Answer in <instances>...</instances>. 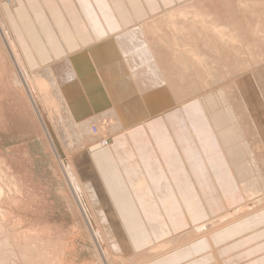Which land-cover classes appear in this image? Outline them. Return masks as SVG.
<instances>
[{
    "label": "rangeland",
    "instance_id": "obj_1",
    "mask_svg": "<svg viewBox=\"0 0 264 264\" xmlns=\"http://www.w3.org/2000/svg\"><path fill=\"white\" fill-rule=\"evenodd\" d=\"M10 1L11 0H0V8H2L3 15L5 16L6 21L8 23L11 36L16 42V46L18 50L17 53H20L25 69L29 72V74L33 75L34 73L40 71V68L31 69L28 65H26V62L24 59L25 57H23L24 55L22 56L24 50L22 49L21 41L18 38V35H19L18 31L15 25L13 24V22L10 20L9 13L7 12V9L13 10L15 8L14 6L11 5L12 2ZM14 1H16L17 3L18 0H14ZM178 10L163 11L160 13L161 15L158 13L160 16L159 19L158 17H156L155 18L156 20H155L152 17L151 19L154 20L152 21V23H151V19L148 20L150 18L149 17L147 19L149 22H146L147 24L143 23L147 25V27H145L144 25L146 29H144V27L141 25L138 27L139 32L141 30L142 33H144L143 37H145L146 39H148L147 37L150 35L157 34L158 36L159 33H161L159 35H166V37L168 36L171 37L172 35L173 39H176V36L178 38H180L181 36L182 37L186 36L187 29H185L184 26H186L187 25L186 22L188 23L189 21V19L187 18H191L190 20H194L195 22L196 19L194 18L197 15L196 13L192 12L194 15L192 16V13L189 12L187 16L186 14H183L182 12ZM207 10L208 12H212L211 8L210 9L208 8ZM207 10H205V12H207ZM176 11H178L179 13H177ZM166 12L167 14L170 13L168 17L166 15L167 19H165L166 17L164 16L165 17L164 18L162 15V13L166 14ZM173 15L174 16L176 15L175 16L176 19H174L175 17H173ZM180 15L182 16L180 17ZM183 15L187 17L185 18V16ZM162 17L164 20H161ZM171 17L173 18L174 21L172 20L173 22H166L168 20L171 21L170 20ZM182 18H183V22H182ZM198 18L196 20V23L197 21H199ZM246 19L249 20L250 17ZM158 20L163 23L159 24ZM156 22L159 25H157ZM189 22H192V21H189ZM148 23L152 25L151 27H153L154 29L151 28L150 25H148ZM165 23H169V25L170 26L172 25V26L170 27L169 25ZM172 23L176 24V26ZM165 25L167 26V28ZM162 26H163V30H162ZM174 26L177 27L178 29H175ZM172 27L175 29V32H173L174 29L173 30L171 29ZM183 29L185 32L181 31ZM148 30H151V31L155 30V33L156 32L157 33L154 34V31L151 32ZM164 30L166 31L167 34L165 33ZM169 31L171 32L170 34L168 33ZM183 32L185 35L182 34ZM142 33L140 34L143 35ZM145 33L147 36L145 35ZM188 35H190V33H188ZM3 36L5 40L7 41L6 35H3ZM3 36L0 31V215H1L0 216V242L4 241L2 242V244L0 243V248H1L0 249L1 250L0 251V264H144L148 261L158 259L159 257L166 254L170 250L183 247V245H186V244L189 245L191 240L199 236L205 237L216 229H221L226 226L232 225L234 223L239 224L240 221H242L243 219H248L252 216H256L264 212V191H262L264 190V187H263L264 184L262 183L259 184L260 180H259L258 170L251 167L252 166L251 159L250 157H248L249 153L246 150L245 145L242 143V139L241 141H239V139L241 138L240 136H238L239 133L238 132H236L237 134L233 133L235 131L233 130V128H231L232 124H229L231 122H228L227 120H226L227 121L226 124L227 125L229 124L231 128V129L229 128L228 130H230V132L232 131L233 133V137L230 138L228 141H232L233 146L231 145L232 146L231 149L238 152L239 154V158H240L239 165L242 166L241 171L245 173L248 170L246 173L250 175V177L248 178L251 180L254 177L252 182H249L248 178H244L246 179L244 183V180H242L240 177L231 176V175H234V173L232 171H229L228 172L229 178H227L228 179L227 181L234 182V180L238 178V180H236L235 187L237 186L240 187L243 184H248L249 186L254 187L256 183L255 187L258 188L257 189L258 192L250 200L244 201L243 198L242 199L240 198L241 202L239 204L242 206L239 205V209L237 213L234 214L233 216L230 212H228V211L232 212L233 210L231 209H228V210L222 209L219 212H212L211 209H208L207 211L205 210V212H202L203 210L201 208L203 205V201L198 197H196L195 199H190L192 201L188 203L186 202V204H184L179 196V194H181L182 191H184L183 189H185V191H187L190 195H191V192L197 193L198 190L196 189L194 183L191 182L187 178V175L185 174L186 169H185V166L183 165V162L179 159V157L177 158V155H176L178 152V149L176 147L177 145L175 144L173 140V137L171 135L172 131L170 132L169 126L165 118L166 115L167 116L173 115V113L171 112H175V111H179L183 109L185 105L186 106L193 105L199 102L203 103L202 101L205 102L207 99L211 97L210 98L212 99L210 100L212 101L211 103L210 101H207V103L205 102L206 104L203 103L206 106V107L204 106L205 108L202 105V108L204 109L202 111V116L204 113L205 116H203V118L207 117L208 111L212 110V107H211L212 103L216 102V100L215 102L213 101L214 99L212 97H215V96L211 95L212 92H214L217 88L225 89L223 87H226V86L234 87V85H237L240 80L242 81L244 78L253 79L252 76L254 75H255L254 81L255 82L259 81L256 78L257 77L256 74L257 73L259 74L260 72H262V70H264V63L251 68L248 66V63L250 62L246 63V60L250 59L251 57L250 55L246 54L245 51H242V53H245L244 56L246 59H244V56L242 57V55L237 54V52H235L234 49L233 50L228 49L226 53L230 52L229 54L224 53L221 55L222 51H219L220 53L217 52L215 54L214 53L209 54L213 58L210 56L207 57V61H208L207 63L204 62V60L202 61V58H200V61L202 62L200 63L202 65L201 64L197 65L198 66L197 68V66L193 67V65L190 62L192 60L194 61L195 57L193 59L192 58L193 56H192L190 57V60H189L188 56L185 57L184 55V58H183V55L181 56L179 54V56H181L182 58V59L180 58L181 65L177 64L174 66L173 63L174 64L176 63L173 61L171 65V69L177 68L178 66L184 67L183 66L184 63H181L182 60L184 61L189 60L187 63L188 65L186 64L187 66L185 65V67L187 68V71H189V75L191 76V78H193L194 80L191 81L190 80L191 78L187 79L188 81L185 78L182 80L181 78L183 77L180 78L179 75L176 77V79L172 75L173 78L171 79V77H168L171 75L166 73V72H169L168 67L170 66V64H167L168 65L167 67L163 65L164 70L162 71L164 74H166L167 77L162 75V76H159L160 77L159 78L156 74V77H157L156 80L158 79L157 81L161 83V84L159 83L157 84L159 85L160 89L163 88L166 90L169 87L167 90H169L170 93L176 98L180 96L181 97L180 101L176 103L174 102L171 105L167 106L168 109L166 108L164 110H160L158 115L148 118L146 122H144L143 121L144 119H143L139 123H137L135 126H133L132 128L119 130V132L116 131L113 134L109 133L110 127L112 124L117 123V121L109 117V119H105L103 121L102 123L103 125L100 126V129L96 127L94 128L92 127L90 129L92 131V134L90 135L92 136H90V135L85 134L86 132L85 127L84 126L81 127L82 125L81 122L84 123L83 119H85L84 117V115L86 114L85 108L87 109L88 106H95L94 108L95 111L93 115L98 118L97 120H100L99 118L102 117V111L106 110V107L104 106V104L100 103L101 99L97 98L95 99V101H91L90 98L92 99V97L88 96L87 98H85V100L81 101L83 104L81 102L79 103L76 102L77 104H75V101H74L71 103V105L68 104L67 106V108L69 109L68 111L70 112L71 116H69L68 112L67 113L65 112L66 113L65 115L63 111L61 113V110L59 109L61 105L58 104V101H56V99L52 98L51 100H48L49 97L50 98L52 97L50 94L51 88L49 87L50 88L49 90L47 85L44 84V87L46 86L45 88L46 89L48 88L46 90L47 93H45L44 95L43 91L45 90L44 89L40 90V87H39L40 83H42L40 81V78H38L39 76H36L37 78L36 79L35 76L32 77V75L25 73V76L27 75L26 77L24 76L26 79V82L29 81V83L28 82L27 83L33 91L32 96H30L31 94L29 93L27 86L24 85L25 83H23V78L19 74L20 71H18L17 69L18 67L13 62L12 57L10 56V53L7 49V45L5 43ZM202 38L200 36L197 37L196 38V40L198 39L197 42L200 43ZM158 39L160 40V38ZM157 40H155L153 46L156 45L157 46L156 49L158 50L155 49V46H154V49L151 47L152 50L156 52L155 53L153 51L155 57L158 58L159 57L158 54L162 52L163 56L164 57L166 56L165 58L163 57L164 61L165 59L169 61V57L172 58L174 56V55L173 56L171 55L172 52L181 53V51L180 50L177 51V49L174 51L173 50L174 48H172V50L169 49L166 51L159 50L158 43L159 45H161V43L163 42V38L161 40L162 42L158 40V43H156ZM196 40L194 41L195 43H197ZM17 41L19 42L20 46L18 45ZM244 43L245 42L241 44H244ZM251 49L257 50L256 46ZM168 52L170 53L171 56L169 55ZM86 53L88 54V51H86ZM166 54H168L169 56ZM235 54L237 55L235 56ZM223 55L226 56V61H227V57L231 55L228 58L230 60V61L228 60L230 64L228 62H225V63L221 62L222 60L225 61V58L222 57ZM185 58H187V60ZM210 60H213V61H210ZM61 64H58V65H61ZM203 64L205 67L203 66ZM223 65H225L226 68L223 69V67H225ZM199 66L201 67L199 68ZM229 67H231V70L233 67L232 72L235 71V69L237 70V69H242V68L245 69L246 67L248 68H246V70L242 69L243 71L240 70V73L238 72L239 74L236 73L232 77H230L228 76ZM42 68H45V67H42ZM192 68H196V70L195 69L192 70ZM197 69H200V70L202 69L201 71L199 70L201 74L198 72ZM210 69L212 70V73ZM225 69H228V70H225ZM217 70H219L218 73H217ZM209 73L210 75H208ZM211 74H218L223 82L221 81L218 85H215L211 88L210 87L200 88V86H198L199 87L198 89L197 83L213 81L210 79L212 77ZM207 75L209 77H207ZM225 75L227 76V78L229 77L230 78L227 79ZM195 76H198L199 78ZM202 77H204V79ZM197 79L199 82L196 81ZM162 80H164L165 82ZM156 82H154V84ZM240 83L241 82H239V84ZM237 86L235 87L237 88ZM203 88L205 89L203 90ZM243 88H244V93L242 92V95H240L238 91V93L236 92V97L234 96L229 97L230 99H232L231 102L233 101V103H231L230 100H227L228 102L225 100V99H229L228 97L226 98V96H229L230 93L226 92L229 95H226V93L222 94V92H224L223 90L220 95L221 96L220 100L222 99L221 101L223 102L221 103L219 100L220 104H217L219 102L215 103L216 104L215 109L213 108L214 113L217 112L218 107L220 110H222V113H223L224 109L222 108H225V105L228 106L229 102H230L231 107H228L229 109L227 107L225 108L226 110L228 109L227 112L230 110V108H234L235 106L236 107L240 106V109H242L243 111L245 110L244 112L248 113V117L246 119L247 120L249 119L250 122H248L247 120L246 121L248 122V124L250 123L249 125L251 126V130L253 131L252 142H254L253 144L254 146H256V149H257L255 152L256 158H259V156L261 155L262 163H264V153H263L264 152V148H263L264 147L263 146L264 144V131H263L264 130V104H263L264 103V84H259V85L254 86L252 88V91H253L252 94L247 93L246 91L247 88L245 87ZM196 89L198 90V92ZM192 90L193 92L195 91L194 94L192 93ZM199 90L200 92L201 91L202 92L200 93ZM186 93L187 94L190 93V94L187 95ZM165 94L168 95L169 92H166ZM222 95L223 96L225 95L224 96L225 98ZM251 95L254 99V105L252 106L253 109L247 99L249 96L251 97ZM32 97H34L33 98L34 100L32 99ZM199 98H201V100ZM205 98L207 99L204 100ZM216 98L219 99L218 97H215V99ZM224 100L227 102V104L226 102L224 103ZM245 100H247V103H245ZM34 102L36 104H34ZM79 104H81L82 107L76 112L75 108H79ZM208 104L210 107L208 106ZM217 105H220V106H217ZM232 105H234V107ZM49 107L50 109L54 108L55 112L53 113L52 109L50 111ZM226 110H225V113H226ZM252 110H258L256 111L257 114L252 116L251 114ZM210 111H209V114L213 116V110L211 111L212 114L210 113ZM222 113L221 112L219 113L220 116L221 115L223 116V114H225V113L223 114ZM246 113H244V118L246 117ZM210 115L208 116L209 118L207 117L208 120H210V118L214 119L218 117L220 118L219 119L220 122L217 119V122L219 123V125L221 123L223 124V122L225 123V118H226L225 116L222 118L218 114H216L218 115L217 117H212ZM55 116L57 117L55 118ZM59 116H60V119H59ZM64 117L65 118L69 117V118L65 119ZM86 117H89V114L88 116L86 115ZM62 118H64V120H62ZM213 119H211V121ZM221 119L223 122L221 121ZM44 122H45V125H44ZM76 122H78L77 123L78 126H76ZM46 125L48 129L45 128ZM46 129L50 133H48V131L46 132ZM75 130L79 131V133ZM128 130L130 131L137 130L138 134L142 133L143 134L142 136H144V141L146 140V143H149L150 147L147 148L146 146L143 149L144 151L142 149L135 148L133 146V143L134 144H137V143L134 142V139L129 138V136L127 135V133L129 132ZM64 132H65V136H63ZM83 134L85 137L83 136ZM52 137H53V140L55 141L56 139L57 140L59 139L58 141H56V145L58 149H62L60 152L62 154L60 153L58 154V151L56 150V148L53 147V145L55 146V144H52L51 142ZM62 138H67V140L71 141L72 143L70 144L72 146H74L73 144H75L74 140L77 143L81 142L83 144L84 150L83 151L80 150L72 154L69 153L71 151L66 150V147H64L65 145L62 142V140L64 141V139ZM82 139L84 140L85 143L83 142ZM138 142L140 143V140ZM236 145H239V146H236ZM127 147L130 150L131 157L129 158L126 157V159L119 160V157L117 156V154H119L121 150L127 149ZM221 151L223 150L221 149ZM87 154H89V156L92 157L91 158L92 163L89 162L87 158ZM74 155H75V159L72 160L73 158L72 156ZM174 155H175V159H173L172 164L170 166L169 165L166 166L167 167L166 168L164 165V163L166 162L165 160L172 159ZM240 155L242 156L240 157ZM58 156L61 158L59 159ZM64 158L69 161L68 164L66 165H68L69 172L71 176L73 177L74 182L77 184L76 186L79 189H81V193L79 194L80 198H82L81 200L84 202L86 211L89 214L88 220L91 219L90 221L93 223L94 225L93 228L95 230H93V228H90L86 220V217L84 215V212L83 210H81L82 209L81 205L79 204V202H77L78 200L75 197L73 190H71V186H69L68 184L69 181L66 178L67 176L64 173L62 165H60L61 164L60 161H63ZM247 158L249 159V162ZM103 159L104 161L109 159L110 163L112 164V167L108 168L106 165H104ZM109 160H107V164H109ZM132 162L136 163L135 164V166H137L136 169H139V171H141L145 175L146 177L145 179L148 182L147 184H149V186L153 188L152 194L156 195V196H153L155 198L154 208H151V211L149 212L148 210L149 204L142 201L139 197H136V195H134L133 192L130 191L131 194L127 195V198H126L127 201L121 202V200H118L121 197L120 198L113 197L115 200L110 199V204L112 205V210H113L111 214L112 215L111 218L113 219L112 222L110 221V223L108 224L104 221L99 220L97 212H96L98 209H96L94 205L95 202L89 199L91 193H89V197L87 196L88 192L90 191L92 192V187H93L92 179L87 178V173L89 169L92 168V166H94V168L97 169L96 171L98 172V174L100 176H103L104 174L112 171L114 168H118L117 175H119L120 171H122L121 169H123V167L125 170L128 169L127 167H129V164H131ZM124 164L127 166H124ZM173 165L175 166L174 168H173ZM154 167H156L157 171L154 170ZM244 168L246 169V171ZM119 176H121L122 178L124 177L123 174ZM180 180H183L186 182L185 183L186 187L184 186L183 189H181L179 186V184L181 185ZM189 181H190V184H189ZM190 195H187V196H190ZM150 197L152 196L150 195ZM123 204H124L123 209H125V211L122 209V207H121L122 210L120 211L117 210L118 206H121ZM245 204L246 206H244ZM131 206L134 207V208L132 207L133 210L131 209ZM168 206L172 208V210H170L171 214H168V213L166 214V212L168 211H165V210L167 209ZM244 208L245 210H243ZM187 213H189L188 215L191 216V218L188 219L189 221L192 220V216L195 217L193 218L194 220H197L198 217H201V218L205 217L208 220L202 218L201 219L202 222L200 223L192 224L191 222V224H188L182 227H178V226L174 227V221H173L174 216L173 215L177 214L184 218L185 216H187ZM226 213L230 214L229 216L230 219L217 223L213 225L212 228H207L208 231L206 233L198 232V231H196L195 233H192L194 230H196V228L202 227L204 223H208L209 221H212V219L214 220L216 218H219V216L223 217L227 215ZM137 215L142 220L141 225H140L141 227L139 229H136L132 223V220H134V217ZM106 217L107 218L105 219H109V216H106ZM160 218H163L164 220L162 219L160 220ZM116 225L117 227L122 228V234L119 233L118 235L119 237L117 238L114 237V235L117 233ZM169 227L170 228L174 227L173 228L174 230L170 229ZM108 228H110V231L111 229L114 228L115 231L112 230V232H108L107 231ZM92 233H94L95 235ZM180 236H182L181 239L173 240L175 237L179 238ZM110 237L112 239H110ZM5 241L7 242L5 243ZM166 243L167 244L169 243V245H167ZM161 246L162 247L164 246V248L159 249ZM156 247H159L158 248L160 250L159 252H157L156 254L148 253L151 248L154 249ZM2 248H3V252L8 250L7 252H4L6 254L2 252Z\"/></svg>",
    "mask_w": 264,
    "mask_h": 264
},
{
    "label": "bare ground",
    "instance_id": "obj_2",
    "mask_svg": "<svg viewBox=\"0 0 264 264\" xmlns=\"http://www.w3.org/2000/svg\"><path fill=\"white\" fill-rule=\"evenodd\" d=\"M10 2H12L11 3L12 6L16 5V1L11 0ZM219 2H221V3H219ZM206 8L207 9L211 8L212 12H208V10ZM202 9H204V10H202ZM174 10H178V11L182 12L183 14H186L187 16H188L189 12H191V13L194 12L199 17V18L197 16H195V18L193 17L196 20L198 18L199 21H197V23H196V20L194 22V20H190L191 18H187V19H189V21H192V22L188 21V23L186 22V24H187L186 26L183 25L184 28L187 29V32H186L187 35H188V33H190V35H188V36L186 35L187 37L186 36L182 37L180 35L181 37L178 38L176 36V39L178 38L176 40V39H173L172 35H171V37L168 36L169 37L168 38V37H166V35H159V34H161V33H159L157 36V34H156L157 32L155 33V30H153V31H154V34H156V35H150L147 37L148 39L143 37L144 33H142L141 30L139 32L138 27L141 25L144 27V25L147 24L146 22H149L148 20H150L152 17H153V19H155L156 17H158V19H159V17H160L159 16L160 13H159V14H156V15L150 17L145 22H142L140 24H135L130 29L123 30V31L121 30V32L119 34L115 35L114 37H108L106 40H104L100 43H96V45H94L89 50H85L82 52L80 51V53L77 52L78 54L73 55V56H69V57H65L66 59L58 61L54 64L52 63V65L47 66V67L45 66V68L40 67V71L34 73L33 75L29 74V72L25 69L23 60L20 56V53H17L18 50H17L16 42L13 39V37L11 36L10 29H9L8 23L6 21V18L3 15L2 8H0V31L2 33V36L6 35V37H7V41H6L4 36H3L5 43L7 45V49L10 53V56L12 57L13 62L18 67V68L17 67L16 68L18 69V71H20L19 74L23 78V83H25L24 85L27 86L29 93L31 94L30 96H32L33 91L31 89V87H29V85H28L29 81H27L28 83L26 82L25 77L27 75L25 76V73L32 75V77L35 76V78H36V76H39L38 78H40V81L42 82V83H40V86H39L40 90L44 89L45 91H43V92L45 95V93H47L46 90L50 87L51 90H50V88H49V90L51 91L50 94L52 97L50 98L48 96L49 97L48 100H51L52 98L56 99V101H58V104L61 105L59 108L61 110V113H62V111L64 113L68 112L69 116H71V115H70V112L68 111L69 109L67 108L68 104L71 105V103L74 101H75V104H77V103L81 102L82 100H85V98H87L88 96L92 97V99L90 98L91 101H95V99L99 98V99H101L100 103H103L104 106L106 107V110L102 111V117L99 118L100 120H97L98 118L93 115V113L95 111L94 110L95 106H88L87 107L88 110L85 108V111H86V114L84 115L85 119H83L84 123L81 122V124H82L81 127L84 126L86 129L85 134L90 135V134H92V131L90 130L92 127L93 128L96 127L98 129H100V126L103 125L102 124L103 121L105 119H109V117H110V118L114 119L115 121H117V123L112 124L110 127L109 133L113 134L116 131L119 132V130L130 129L143 119H144L143 121L146 122L148 118L158 115L160 110H164L167 108V106L171 105L172 103H174V102L176 103V102L181 100L180 96H178L176 98L175 96H173L170 93L169 90H167L169 87L165 90L163 88L160 89L159 85H157L158 83L159 84H161V83L157 81L158 79L156 80V78H157L156 74L158 77L162 76V75L167 77L166 74H164L162 71V70H164V66H166V67L168 66L167 64H170V66H169L170 68L168 67V71L170 73L169 72H166V73L171 75L168 77H171V79H172L174 76V78L176 79V77L179 75L180 78L183 77V78H181L182 80L184 78L187 80V79H190L191 76L189 75V71H187V68L185 67V65L188 63V61L190 60V57H192V56H193L192 57L193 59L195 57V60L193 61L191 59L192 61H190V62L194 67V66H197V65L202 63L200 61V58H202V61L204 60V62L207 63L208 62L207 57H209V56L212 57L209 54H212V53L215 54L219 51H222L221 55L224 53L229 54L230 52L226 53L227 50L228 49H230V50L234 49V51L237 52V54L242 55V57L245 54V53H242V51H245L246 54L251 56L250 59L246 60V63L250 62V63H248V66L251 68L264 63V0H189L188 2H186L184 4H180V5L174 7L173 9H171L169 11H174ZM205 10H207V12H205ZM178 11H176V12L179 13ZM169 14H167V12H166V14L162 13L163 17L164 16L166 17V15L168 17ZM175 16L173 15V17H175ZM181 16L182 15H180V17ZM183 16H185V15H183ZM187 16H185V18ZM192 16H194L193 13H192ZM163 17L161 20H164ZM167 17L165 19H167ZM248 17H250L249 20L246 19ZM183 18H182V22H183ZM174 19H176V17ZM170 20L171 21H169V20L168 21L165 20V21L166 22H173L174 21L172 17L170 18ZM152 21H154V20L151 19V23H152ZM143 23H145V24H143ZM160 23H163V22L159 21V24ZM156 24H157V22H156ZM159 24H157V25H159ZM165 24L169 25V23H165ZM172 24H174V23H172ZM148 25H150V24L148 23ZM174 25L176 26V24H174ZM151 26L152 25H150V27ZM153 26H155V25H153ZM145 27H147V25H145ZM145 27H144V29H146ZM150 27H148V28H150ZM151 28H153V27H151ZM166 28H167V26H166ZM179 28H180V26H179ZM171 29L173 30L174 28L172 27ZM175 29H178V28L175 27ZM175 29L173 32H175ZM162 30H163V26H162ZM148 31H151V30H148ZM153 31H151V32H153ZM181 31H184V29ZM173 32H172V34H173ZM177 32H178V30H177ZM184 32L182 34H184ZM140 33H142L143 35H141ZM165 33H166V31H165ZM168 33L170 34L171 32L169 31ZM147 34H149V33H147ZM145 35H146V33H145ZM174 35H175V33H174ZM196 35H198V36H196ZM199 36L201 38L203 37L202 38L203 41L201 40L200 43L197 42L198 39L196 40V38ZM158 38H160V40ZM162 38H163V42L161 41ZM157 39L160 42H162L161 45H159ZM155 40H157L156 43H158L159 50H165L166 51L169 49L172 50V48H174L173 49L174 51L177 49V51L180 50L181 53H179V52L173 53L172 52L171 55L172 56L174 55V56L172 58L169 57V61H167V59H165V61H164V58L166 56L164 57L163 53L161 51H159L161 53L158 52L159 57L157 58L154 56V53H153L154 50H152V48L154 49V46H155V49L157 48L156 45L153 46ZM195 40L197 43L194 42ZM207 41H209V42H207ZM243 42H245V43L241 44ZM17 43L20 46L18 41H17ZM247 44H249V45H247ZM254 45L256 46L257 50L251 49V48L255 47ZM210 46H211V48H210ZM209 49H211V50H209ZM156 50H158V49H156ZM86 51H88V54L86 53ZM164 54H165V52H164ZM179 54L181 56L183 55V58H184V55H185V57L188 56L189 60H187V58H185L187 61L182 60L181 63H184V65L182 64L184 67L178 66L177 68L171 69V65H172L173 61L176 63V64L173 63L174 66L177 64L181 65L180 60L182 58H181V56H179ZM237 54H235V56ZM23 55H24V52H23L22 56ZM166 55H168V54H166ZM169 55H170V53H169ZM222 57L225 58V61L222 60L221 62H224V63L228 62L230 64V62H229L230 60L228 59L229 57H227V61H226L225 55H223ZM234 58H236V57H234ZM244 59H246L245 56H244ZM242 60H243V58H242ZM210 61H213V60H210ZM58 64H61V65H58ZM192 65H190V66H192ZM203 66H204V64H203ZM223 66H225V65H223ZM245 66H243V67H245ZM162 67H163V69H162ZM200 67L201 66H199V68ZM216 67H218V66H216ZM197 68H198V66H197ZM224 68H226V66L223 67V69ZM246 68H248V67H246ZM246 68L245 69L242 68V69L246 70ZM193 69L196 70V68H192V70ZM216 69H218V68H216ZM228 69H229L228 76H230V77H232L234 74H236L238 72L240 73V70H242V69H237V70L235 69V71L232 72L233 67H232V70H231V67H229ZM228 69H225V70H228ZM197 70L199 72L200 69H197ZM210 71L212 73L211 69H210ZM218 72H219V70H217V73ZM199 73L201 74V72H199ZM196 74H197V72H196ZM257 74H256V76H257L256 78L259 80L257 82L254 81V78H255V75H254V76H252L253 79L252 78L251 79L250 78L249 79L244 78L245 80L244 79L242 81L240 80L239 82H241V83L239 84V82H238V84H239V85L237 84L238 86L234 85V87L237 86V88L235 87V89L233 86L232 87L231 86L230 87H228V86L223 87L225 89H218L217 88L214 92L211 93V95L218 97L219 99H217V98L215 99V97H212L214 99L213 101L215 102V100H216L215 103L219 102L220 97H221L220 95H221V92L223 90H224V92H222V94H224L226 92L230 93V95L226 93V95H229V96H226V98L227 97L229 98L230 96L236 97V92L238 93V91H239V94L242 95V92L244 93L243 87L247 88V90H246L247 93L252 94L253 93L252 88L254 86L259 85V84H264V70H262V72H260L258 75ZM208 75H210V73ZM208 75H207V77H209ZM198 76H199V74H198ZM198 76H195V77H198ZM211 76L212 77L210 79L213 80L212 82L197 83V88L199 89L198 86H200V88H202V87H206V88L210 87L211 88L215 85H218L222 81V79L219 77L218 74H211ZM202 78L204 79V77H202ZM226 78H227V76H226ZM229 78H227V79H229ZM207 79H209V78H207ZM38 80H36V81H38ZM190 80L192 81L194 79L191 78ZM162 81H164V80H162ZM196 81H198V79ZM154 82H156V83L154 84ZM34 83H36V82H34ZM44 84L47 85V87H48L47 89L45 88L46 86L44 87ZM204 89L205 88H203V90ZM225 90H227V91H225ZM241 90H243V91H241ZM155 91H156V93H155ZM166 92H169V94L166 95L165 94ZM194 92L192 90L193 94H194ZM197 92H198V90H197ZM199 92H200V90H199ZM190 93H188V94H190ZM176 96H177V94H176ZM191 96H192V94H191ZM202 97H204V96H202ZM33 98L34 97H32V99ZM44 98H46V97H44ZM210 98L209 99L205 98L204 100L207 99L205 102L207 103V101L212 100ZM199 99L201 100V98H199ZM247 99H248V102L250 103V105L252 107L254 105V99H253L252 95H251V97L249 96ZM202 100H203V98H202ZM221 100H220V102L222 103L223 101H221ZM225 100L226 101L230 100V102H231L232 99L229 98V99H225ZM225 100H224V103L226 102ZM202 102L204 104H206L204 101H202ZM211 102L212 101H210V103ZM220 102L217 104H220ZM227 102H226V104H227ZM230 102H229L228 106L225 105V108L231 107ZM234 102H236V101H234ZM203 103L199 102V103H196L193 105H188V106L185 105V107L183 109H181L179 111L171 112V113H173V115H168V116L166 115V117H165L167 124L169 126V129H170V132L172 131L171 135L173 137V140H174L175 144L177 145L176 146L178 149V152L176 154L177 158L179 157V159L183 162V165L185 166V169H186L185 174L187 175V178L191 182L194 183L196 189L198 190L197 193L191 192V195H190L187 191H185V189H183L186 182L183 180H180L181 185L179 184V186L184 191H182V193L179 194V196H180V198L184 204H186V202L188 203V202L192 201L190 199H195L196 197L200 198L203 201V205L201 208L203 210L202 212H205V210L207 211L208 209H211L212 212H219L222 209H225V210L231 209L233 211L232 212L228 211V212H230L233 216L234 214L237 213V211L239 209V205H240L239 203L241 202L240 198L241 199L243 198L244 201L250 200L258 192V190H257L258 188L255 187L256 186L255 182H253V183H255V185L254 184L253 185L256 189L253 186L252 187L249 186L248 184H243L240 187L237 186L238 188L235 187L236 180H238V178L235 179L234 182L227 181L228 180L227 178H229L228 177L229 171H232L234 173V175H231V176L240 177L242 180H244V183L246 180L244 178L250 177V175H248L246 173L248 170L246 171L245 168H247V167L244 168L246 171L245 172L246 174L243 171H241L242 166L239 165L240 158H239L238 152L231 149L233 144H232V141H228V140L233 137V133H235V134H237L236 132L239 133L238 136L241 137L239 139V141H241V139H242V143L245 145L246 150L249 153V156L248 155L247 156L250 157V159H251V165H252L251 167L258 170L259 180H260L259 184L260 183L264 184V163H262L261 155L259 156V158H256L255 152L257 149H256V146H254V144H253L254 142H252L253 131L251 130V126L249 125L250 123L248 124V122H250V120L246 119L248 117V113L244 112L245 110L243 111L242 109H240V106H238L236 104L238 107H236V106L234 107V105H232L234 108H230L231 111L229 110L228 112H227V110L229 108L226 110L225 108L221 107L222 109H224L223 113H225V110H226V113L223 114L222 110H220L218 107L217 112H219V110H220V112L223 114V116L222 115L220 116V114H219L220 112L217 113L215 111L216 113H214V109H215L216 104L212 103V105H211L209 103L212 107V110H213V116L209 114L210 110L208 111V114H207L208 116L210 115L212 117H217L219 115L222 118L224 116L226 117L225 123L221 119L223 124L221 123L219 125V123L217 122V119L220 122V120H219L220 118H218V117L214 118L216 120H214L213 118H210V120H208V118H209L208 116H207L208 118L205 117L207 119L203 118V116H205L204 113L202 116V111L204 110L202 108V105H203V107L205 106ZM231 103H233V101ZM245 103H247V100H245ZM34 104H36V103L34 102ZM209 104H208V106H209ZM213 104H214V106H213ZM217 106H220V105H217ZM81 107H82V105L79 104V108H75V111L77 112L79 109H81ZM49 109H50V107H49ZM51 109H50V111H51ZM252 109H253V107H252ZM52 110H53L52 112L54 113L55 109L53 108ZM60 110H59V112H60ZM211 111H210V113H211ZM256 111H258V110H252L251 111L252 116L257 114ZM66 113H65V115H66ZM227 113H228V115H227ZM244 113H246L245 118H244ZM88 114H89V117H86V115L88 116ZM216 114H218V115H216ZM58 115H59V113H58ZM62 115H64V114H62ZM56 117L57 116H55V118ZM64 118H62V120H64ZM68 118H65V119H68ZM81 118H83V117H81ZM81 118H80V120H81ZM59 119H60V116H59ZM211 119H213L212 121L214 123L211 121ZM226 120L228 122H231L229 124H232L231 128H233V130L235 132L232 133V131L230 132V130H228L230 128V126H229V124L228 125L226 124V122H227ZM77 123L78 122H76V126H78ZM66 124H68V123H66ZM44 125H45V122H44ZM220 126H222V127H220ZM70 127H71V125H70ZM73 127H74V125H73ZM45 128L48 129L47 125ZM253 128H254V126H253ZM47 129H46V132L48 131ZM76 129H78V128H76ZM226 130H228V131H226ZM59 131H61V130H59ZM75 131H77V130H75ZM128 131L129 132L127 133V135L129 136V138L134 139V142L137 143V144L133 143V146L135 148L143 150L146 146H147V148L150 147L149 146L150 144L146 143V140L144 141V136H142L143 135L142 133L138 134L137 130H132V131L128 130ZM77 132L79 133V131H77ZM48 133H50V132L48 131ZM78 133H77V135H78ZM101 135H102V133H101ZM63 136H65V132L63 133ZM83 136H84V134H83ZM90 136H92V135H90ZM53 137H52V140H53ZM255 137H256V135H255ZM62 139H64V141L62 140V142L64 143V145H65L64 147H66V150L71 151L69 153L72 154V153H75L77 151H80V150L83 151L84 150L83 144L81 142L80 143L82 145L80 143H77L74 140L75 144H73L74 146H72L70 144L72 142L67 140V138H62ZM145 139H147V138H145ZM52 140H51L52 144H55V146L53 145V147L56 148V150L58 151V154H59L62 150V149H58V147L56 145V141H58L59 139L58 140L56 139V141L55 140L52 141ZM139 140H140V143L138 142ZM83 142H84V140H83ZM236 146H239V145H236ZM263 146H264V144H263ZM60 148H61V146H60ZM221 149L223 151H221ZM57 151H55V152H57ZM60 154H62V153H60ZM162 155H163V153H162ZM117 156L119 157V160L126 159V157H128V158L131 157L129 148L127 147V149L121 150L119 152V154H117ZM241 156L242 155H240V157ZM72 157H73L72 160L75 159V155ZM60 158L61 157H59V159ZM87 158H88L89 162L92 163V159H91L92 157H90L89 154H87ZM132 158H133V156H132ZM173 159H175V155L173 156L172 159L165 160L166 161L164 163L165 167L168 165L170 166L172 164ZM107 160H109V159H107ZM107 160L104 161V159H103L104 165H106L108 168L112 167L110 160H109V164H107ZM60 162H61L60 165H62L64 173L67 176L66 178L69 181L68 184H69V186H71V190H73V193L75 194V197L78 200L77 202H79V204L81 205V208H82L81 210H83L84 215L86 217V220H87L90 228H93L94 225L90 221L91 219L88 220L89 214L86 211L85 204L81 200L82 198H80V195H79L81 193V189H79L76 186L77 184L74 182L73 177L71 176V174L69 172L68 165H66V164H68L69 161L64 158V160L60 161ZM248 162H249V159H248ZM135 164L136 163L132 162L131 164H129V167H127L128 169L125 170L124 167H123V169H121L122 171H120L119 175L123 174V176L125 177V178L123 177L124 179L121 176L117 175L118 174V168H114L112 171H110L108 173L105 172L106 174H104L103 176H100L98 174V172L96 171L97 169L94 168V166H92V168L89 169V171L87 173V178L92 179L93 187H92V192L89 190L90 192L87 193V191H86V193L88 194L87 195L88 197H89V193H91L89 199H91L93 202H95V204L94 203L93 204L95 205V208L98 209L96 212H97L99 220L104 221L108 224L110 223V221L112 222L113 219L111 218V216H112L111 214H112L113 210H112V205L110 204V199H114L113 197H119V198L121 197L118 200H121V202L127 201L126 198H127V195L131 194L130 191H132L133 194L136 195V197H139L142 201L149 204V209H148L149 212L151 211V208H154L155 198L153 196H156V195L152 194L153 188L150 187L149 184H147L148 182L145 179L146 178L145 175L141 171H139V169H136L137 166H135ZM124 166H127V165L124 164ZM174 167L175 166L173 165V168ZM168 169H170V168H168ZM154 170L157 171L156 167H154ZM82 172H83V170H82ZM178 174H179V172H178ZM255 177H256V175H255ZM253 178H252V180L248 178L249 182H252ZM190 181H189V184H190ZM85 187H87V186H85ZM263 187H264V185H263ZM262 191H264V190H262ZM150 195L152 197H150ZM187 195H190V196H187ZM123 206H124V204L121 206H118L117 210H119V211L122 210ZM240 206H242V205H240ZM244 206H246V204ZM121 207H122V209H121ZM132 207L133 206H131V209H132ZM155 209H156V207H155ZM123 210L125 211V209H123ZM170 210H172V208L170 206H168L167 209L165 210V211H168V212H166V214L167 213L171 214ZM214 210H216V211H214ZM243 210H245V208ZM188 214L189 213H187V216H185L184 218L177 215V214H174L173 215L174 216L173 217L174 218L173 219L174 227H177V226L182 227V226L188 225L189 224L188 219L191 218V216ZM226 214L227 215H225L223 217L219 216V218H216L214 220L212 219V221H209L208 223H204L202 225V227L196 228V230H194L192 233H195L196 231L206 233L208 231L207 228H212L213 225L220 223V222H223L227 219H230V217H229L230 214L229 213H226ZM106 216H109V219H105V218H107ZM161 219L164 220L163 218H160V220ZM141 222H142V220L139 218L138 215L134 217V220H132L133 226L136 229H139L141 227L140 226ZM116 227H117V225H116ZM173 228H170V229L174 230ZM116 229H117L116 230L117 233L115 235L114 234L113 235H114V237L117 238V237H119L118 236L119 233L122 234V228L117 227ZM93 230H95V229L93 228ZM112 230L115 231L114 228L111 229V231H110V228H108L107 231L112 232ZM94 233H92V234H94ZM136 236H138V235H136ZM181 237L182 236H180L179 238L175 237L173 240L181 239ZM183 237H184V235H183ZM110 239H112V238L110 237ZM182 241H183V239H182ZM2 242H4V241H2ZM2 242H0V243L2 244ZM6 242L7 241H5V243ZM167 245H169V243ZM3 248H2V252H3ZM156 248H154V249L151 248L148 253L149 254H156L157 252L160 251L159 249L164 248V246L163 247L161 246L160 248L159 247H156ZM7 251H4V252H7ZM4 254H6V253H4ZM10 257H12V256H10Z\"/></svg>",
    "mask_w": 264,
    "mask_h": 264
},
{
    "label": "crops",
    "instance_id": "obj_3",
    "mask_svg": "<svg viewBox=\"0 0 264 264\" xmlns=\"http://www.w3.org/2000/svg\"><path fill=\"white\" fill-rule=\"evenodd\" d=\"M188 1L18 0L7 12L18 31L26 64L39 69ZM193 218L189 224L208 220ZM144 264H264V212L199 236Z\"/></svg>",
    "mask_w": 264,
    "mask_h": 264
}]
</instances>
